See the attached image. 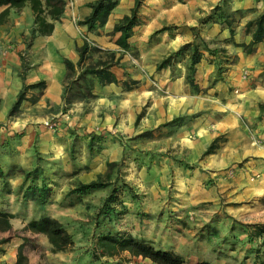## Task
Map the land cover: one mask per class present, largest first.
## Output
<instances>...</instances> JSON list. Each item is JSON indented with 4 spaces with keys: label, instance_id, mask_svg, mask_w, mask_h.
<instances>
[{
    "label": "crops",
    "instance_id": "obj_1",
    "mask_svg": "<svg viewBox=\"0 0 264 264\" xmlns=\"http://www.w3.org/2000/svg\"><path fill=\"white\" fill-rule=\"evenodd\" d=\"M95 1L66 2L61 18L54 23L49 35L33 34V26L26 25L20 17L0 24L1 171L11 173L15 168L30 172L38 169L40 173H50L39 176L45 181L46 178L53 180V173L60 169L71 172L73 169L70 166L73 164L75 171L63 179L86 184L96 180L99 176L97 170L101 174L104 172L105 161L100 164L97 163L99 159H96L103 156L105 151L100 152L91 164L86 159L82 163L78 157H75L74 162L71 161L70 147L74 134H81L78 140L82 141V150L79 151L85 155L86 144L82 134L95 131L106 134L109 139L131 136L136 133V119L145 105L144 120L147 124L155 125L205 109V118L194 122L192 127L177 128L172 137L178 138V144L188 142L192 148L187 160L190 164L198 161L206 146L222 138L213 152L199 161L196 170L202 168L206 174L198 179L207 178L209 174V178L215 181L216 194L243 209L237 214L233 213V218L238 215L248 218V224L264 223V115L260 118L259 110V105H264V41L251 54L244 53L242 48L236 46L250 41V37L244 35L243 27L264 10V0H231L230 10H241L242 19L235 26L234 44L223 46L226 55L233 61L224 72L226 86L208 84L215 66L202 58L195 72L202 95L188 92L184 82L185 70L178 65L173 70L168 67L160 71L159 78L163 81L160 86L165 95L156 94L155 90L141 83L123 87V75L119 69L112 67L109 82L100 83L96 79L92 83V97L67 99V63L73 68L79 64L77 50L85 43L82 33L97 48L116 53L121 33L114 32V26L130 14L136 0H117L105 24L88 32L78 22L89 15L88 5ZM220 1L142 0L137 9L136 24L126 43L131 49L136 47L133 51L138 52L145 63L154 59L159 52L168 54L191 42L194 38L192 28H196L206 41L225 40L229 37L228 30L219 24H199V20ZM163 27H170L171 30L152 36ZM115 55L118 57V53ZM94 60L87 59L84 64L88 65ZM145 67L152 70L155 68ZM128 72L131 73V70ZM245 72L247 79L243 77ZM134 74L131 73V78L138 80L140 77ZM173 74H176L174 78ZM220 91L224 93L223 96L218 95ZM215 92L217 97H211L215 96ZM20 94V102L15 110H11ZM205 100L212 103L206 106L208 102ZM52 118L58 121L55 132L43 125ZM147 124L144 122V125ZM77 127H83V131L79 133ZM73 130L78 132L71 134ZM188 131L192 133L186 135ZM82 164L87 169L82 168ZM23 180L24 177L19 174H11L8 186L12 190L17 187L21 189L15 193L11 190L10 194L0 197V202L8 205L3 207L0 203V212L11 215L9 223L12 231L24 229L28 222L40 217L22 215L17 211L23 203H36L35 195L25 196L27 183H23ZM49 185L53 191L46 202L51 206L60 203L62 197L57 195L59 182ZM64 215L46 213L47 217L57 220L63 219ZM66 215L72 217V212ZM8 233L0 232L3 236L0 238H7ZM36 235L26 232L24 237H11L6 244H0V264H15L18 247L24 243V238H36ZM26 249L24 247V256L28 264H36V245L33 250ZM52 256L54 263H82L74 260L72 254L60 252Z\"/></svg>",
    "mask_w": 264,
    "mask_h": 264
},
{
    "label": "rangeland",
    "instance_id": "obj_2",
    "mask_svg": "<svg viewBox=\"0 0 264 264\" xmlns=\"http://www.w3.org/2000/svg\"><path fill=\"white\" fill-rule=\"evenodd\" d=\"M68 1L64 0V8ZM230 4L231 1L229 9H231ZM0 10L2 12L5 10V13L0 18V24L20 17V20L26 25L30 24L33 26V34L37 33L36 30L38 28L35 24L34 14L28 4H25L21 9L4 6ZM137 17L136 12V21ZM236 19L238 21L242 19V11ZM45 20L47 23H51L48 17ZM100 27L102 26L97 28ZM169 30H171L170 27H163L152 36ZM195 33L199 35L198 31H193V36ZM82 34V38L87 44V50L84 53L82 63L77 64L76 68L68 67L65 86L67 99L70 97H92L93 95L90 91L92 83L96 79L100 83L108 82L110 68L112 67L119 69L123 75L124 80L121 81L123 87L128 88L141 83L146 84V88L155 90L154 93L165 95L164 89L160 86V82L163 83L159 78L160 71L168 67L173 70L180 65L185 70L184 82L188 92L193 95L201 94L202 89H199L196 82V73L194 76L196 88H192L186 83L187 53L169 66L158 70L157 66L175 51L168 54L159 52L154 59L143 63L138 52H134L136 47L131 49L127 45L126 40L123 41L121 39L118 41V50H116L118 57H116L115 51L111 52L97 48L87 41L85 33ZM200 38L210 50L224 49L223 46L226 44L225 40L206 41L201 36ZM206 55L208 54L205 53ZM222 55L225 58L228 57L227 63L232 64L233 61L229 56ZM222 55L219 56L222 57ZM215 58L208 55V60L210 59L212 62L218 61L217 59L214 60ZM87 59L95 60L85 65L84 62ZM220 59L224 61L223 58ZM96 66L98 69L104 68L106 70L108 79L101 80L94 75L82 74L85 68ZM145 66L155 68L154 70L146 69ZM228 67L224 63L221 71H217L215 67L212 78L207 81L208 84L211 86H226L227 82L225 81L224 72ZM129 70H131V73H136L134 74L135 77L138 75L140 78L133 80L130 76L131 73L128 72ZM173 75L172 78L176 76V74ZM243 77L247 79L246 72L243 73ZM223 94L221 91L218 92L219 96H223ZM214 95L211 97H217L216 92ZM205 101L208 102L206 106L212 103L209 100ZM146 106L139 111L136 119V133L131 136L122 135L119 138L109 139L106 134H100L95 131L82 134L83 141L86 144V154H83L84 156L79 151L82 150V145L80 148V142L82 141L78 139L82 136H80L81 134H74L78 131L81 133L83 127H77V132L76 130L70 131L71 134L75 135L70 147L71 161L74 162L75 157H78L81 158L82 163L86 159L91 164L100 152L105 151L103 156L96 159H99L97 163L101 162L100 164L105 161L104 172L101 174L97 170L99 176H97L96 180H93L104 183L105 186L103 188L86 194L74 193V189L80 183L75 181L68 182L63 179L75 171L76 168L72 164L71 168L69 167L73 169L71 172L68 173L60 169L58 172L53 173V180L46 178L47 181H44L42 177L34 178L35 180L32 177L26 178L27 188L25 191H28L29 195L31 193L36 195V202H38L40 197L36 194L37 190L44 188L46 193L44 197L47 200L53 191V187L49 183H54L55 185V182H59L58 189L60 191H57V195L62 197L60 203L50 206L46 202L44 207H40L37 204L28 205L23 203L17 211L21 214L23 213L22 215H34L36 218L38 216H46V213L65 214L63 219H55L64 227L67 233H70L73 241V245L63 251V254H72L74 255V260L82 262L69 264H153L147 259L131 257L128 253L113 258L94 259L92 253L97 238L108 232L131 236L143 240L154 247L179 254L187 264H196L201 261L209 264H264V233H257L254 227V225H264V223L248 224V218L238 215L233 218V213L237 214L243 209H240L239 205H232L229 201H226L225 197L222 198L216 194L215 181L213 178H209V174L207 178L198 179V177H205L204 175L206 174L202 168L196 170V167L199 166V161L204 160L213 152L219 142H222V138H217L206 146L204 152L210 147V153L205 155L203 152L195 164H190L187 160L190 157L189 154L192 152V148L188 146V142L178 144V138L172 137L177 128L182 126L192 127L194 122L205 118L207 111L203 109L200 112L176 117L182 119L180 122L182 125L179 127H163L164 124L171 122L175 118L159 125L147 124L144 120ZM11 110L13 109L11 108ZM263 115V112L260 111V118ZM144 122L147 125H144ZM191 133L192 131H188L186 135ZM109 135L112 137L111 133ZM188 140L191 141L192 137L188 138ZM88 142L91 144L90 150ZM110 163L115 165L108 169L107 165ZM100 164L97 165V169H99ZM81 167L87 169L85 164H82ZM42 174L50 175V173L44 172ZM10 175V173H7L4 176L3 172L0 174V197L10 194L12 190L8 187L2 192L3 182H9ZM19 175L24 177L22 173H19ZM18 188L12 191L15 193L19 190ZM112 190L113 196L110 195ZM30 197H33V195ZM108 197H111L110 200L104 203ZM2 206L7 207L8 205L3 204ZM71 212L72 217L66 215ZM22 222L24 221L22 220ZM26 232L28 231L24 229L10 230L7 238H21L26 235ZM0 237L3 236L0 235ZM24 239L28 240L26 250H33L36 245V264H59L54 263L55 259L52 256L54 253L45 235L37 234L36 238Z\"/></svg>",
    "mask_w": 264,
    "mask_h": 264
},
{
    "label": "trees",
    "instance_id": "obj_3",
    "mask_svg": "<svg viewBox=\"0 0 264 264\" xmlns=\"http://www.w3.org/2000/svg\"><path fill=\"white\" fill-rule=\"evenodd\" d=\"M139 1L140 0H136L135 5L132 8L130 14L128 16H125L119 24L114 26V32H120V39H122L123 41L129 37L131 29L136 24V12L139 7ZM230 1L231 0H221L219 4L216 5L208 15H206L199 21L200 25L217 23L222 26V28L227 29L229 37L225 39L226 44H234L233 35L235 31V26L238 23V19H236V17L238 18V14L241 13V10L232 12L229 9ZM116 3L117 0H96L95 2L89 4V15L83 21H79L78 25L84 26L86 28V31L88 32L93 31L99 26H103L107 20L108 15L115 8ZM25 4L29 5L30 10L34 14L35 24L38 28L36 32L41 35H49L53 30V23L58 21L64 12V0H0V8L8 6L12 8L21 9ZM4 13L5 10L0 14V18ZM47 17L49 18L51 23L46 22L45 18ZM191 30L197 31L196 28H192ZM243 33L244 35L250 37V41L247 44H237L236 46L242 48L244 53L251 54L255 51L256 46L264 41V10L260 12L255 18L245 23L243 27ZM86 50V43H84V45L77 50L79 55V64L82 62ZM185 53L188 54L185 80L186 83L192 88H196L194 82L196 65L202 60V58H206L208 60V55L214 58L217 56V58H215L214 60L217 59L218 61L212 62L210 61V59L208 60L210 63H214L217 71H221L223 63L227 65L230 64L227 63L228 57L225 58L222 55H226V51L224 49L210 50L207 44L200 38V36L195 33L194 40L192 42L182 45L178 50L171 53L157 66V69L159 70L161 68L169 66L170 64L181 58ZM205 53H207L208 55L205 56ZM219 55H222V57H220ZM220 58L225 59L224 61H221ZM67 65L69 67L68 63ZM82 74L94 75L101 80L108 79L106 70H104V68L98 69L97 66L85 68ZM109 81L110 79L108 80V82ZM20 100L21 94L19 95L16 103L12 107L13 110L16 108ZM260 111L264 114V105L260 106ZM181 121V118H175L171 122L164 124L163 127H179L182 125L180 124ZM90 142H88L89 150L91 149ZM210 151L211 149L209 147V149H207L204 154L206 155L210 153ZM114 165V163H110L107 165V168L111 169ZM16 173L24 174L23 183L26 182V178L28 177L36 179L42 175V173H40L38 169L26 172L15 168L12 169L10 174ZM0 174H2L1 169ZM3 174L4 176L7 175V173ZM104 186L105 184L101 181H91L86 184L80 183L78 187L74 189V193L86 194L90 191L101 189ZM8 187V183L3 182L2 192H4L5 188L8 189ZM18 189L20 190L21 188L19 187ZM25 194V196H27L29 195V192L26 191ZM36 194L40 197L38 199V202L35 203V205L37 204L40 207H44V205H46V197H44V195L46 194L45 189L40 188L39 191L37 190ZM32 195L34 196V194L32 193L29 196ZM110 195L113 196V190L111 191ZM110 198H106L104 203L108 202ZM10 217V215L0 212L1 232H7L11 230V225L9 223ZM254 227L256 228L257 233H264V225H254ZM24 230L33 234L45 235L53 253L63 252L73 245L72 237L69 233H67L64 227L57 220L47 216H42L36 220H31L24 227ZM8 241L9 238L1 239L0 244H6ZM27 241L28 240L24 239V243L18 247L15 264H28L27 258L24 256V247L27 246ZM124 253H128L131 257L147 259L153 264H187L184 258L179 254L154 247L153 245L143 240H139L131 236L113 234L111 232L104 233L97 238L92 257L98 260L100 258H113L115 256H121ZM196 264L209 263L201 261Z\"/></svg>",
    "mask_w": 264,
    "mask_h": 264
},
{
    "label": "built area",
    "instance_id": "obj_4",
    "mask_svg": "<svg viewBox=\"0 0 264 264\" xmlns=\"http://www.w3.org/2000/svg\"><path fill=\"white\" fill-rule=\"evenodd\" d=\"M47 129L55 131L58 128V121L56 119H49L43 124Z\"/></svg>",
    "mask_w": 264,
    "mask_h": 264
}]
</instances>
